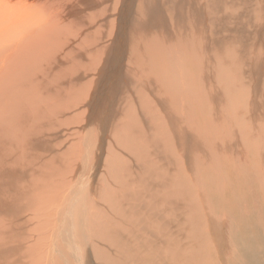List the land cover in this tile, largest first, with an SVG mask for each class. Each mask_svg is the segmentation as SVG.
I'll use <instances>...</instances> for the list:
<instances>
[{
    "label": "bare ground",
    "instance_id": "6f19581e",
    "mask_svg": "<svg viewBox=\"0 0 264 264\" xmlns=\"http://www.w3.org/2000/svg\"><path fill=\"white\" fill-rule=\"evenodd\" d=\"M257 1L107 0L120 19L109 26L101 0H0V264H210L205 192L228 199L234 180L215 177L232 160L221 165L215 145L207 159L198 132L213 127L195 111L229 115L216 106L227 89L238 115L220 144L247 153L246 168L257 161L247 150L263 143L242 128L264 109Z\"/></svg>",
    "mask_w": 264,
    "mask_h": 264
},
{
    "label": "rangeland",
    "instance_id": "374dc122",
    "mask_svg": "<svg viewBox=\"0 0 264 264\" xmlns=\"http://www.w3.org/2000/svg\"><path fill=\"white\" fill-rule=\"evenodd\" d=\"M101 1H103L104 3H105V7L102 9V10H99L98 11V14H99V23H102L103 22V20L102 19H104V18H106L105 20H104V23H108L109 24V26L111 25V22L113 21V20H119L120 21V19L118 18V16L117 17H114V15H112V14H114L116 11H115V9H116V6L114 5V4H112V3H110V5L106 8V6H107V0H101ZM189 2H192V0H188ZM262 2H263V0H261V1H257V3H255V7H260V5H259V3H261L262 4ZM58 4H60V3H58ZM61 4H63V5H65L66 3L64 2V3H61ZM136 6H137V4H136ZM110 9V10H109ZM101 11H106V13L105 14H101ZM135 12V11H134ZM86 13V14H85ZM90 14L88 13V12H86V11H83V13H82V15H81V19H82V21H83V24L84 25H86V23L88 22V16H89ZM117 22V21H116ZM100 30V29H99ZM107 40H108V38H105L104 39V41H103V43H107ZM225 53V54H224ZM128 54H129V52H128ZM224 54V55H223ZM229 53L228 52H223V53H221V54H219L218 55V59H224L225 57H227L226 55H228ZM220 55H222V56H220ZM158 63H156V65H157ZM153 65H155L154 63H153ZM193 66V65H192ZM191 66V68H189L188 70L189 71H191V72H189V73H191V74H195L196 76H194L193 78L194 79H199L201 76H199L198 74H197V68H195L194 66L192 67ZM216 66H217V64H216ZM194 70H196V71H194ZM213 71V72H212ZM207 74V73H210V74H213L212 76L214 77H217L216 76V72H217V70L216 69H213V68H210V69H208V67H206L205 69H204V71H203V75H205V73ZM202 78V77H201ZM188 83H190V82H188ZM226 91V92H225ZM222 90V92L221 93H224L223 94V97H222V94H221V97H222V104L220 105L219 104V102L218 103H216V106H221L223 109H231V111H230V114L228 115V114H224L225 116H222V115H219L217 118H218V120H212V119H209V116L206 114V116H205V114L204 113H202V112H204V110L205 109H207L208 108V106L209 107H211V104L209 105V104H205L204 102H201V104L198 106V108L196 109V111H195V114L198 116V118L199 117H201V118H199V120H200V122L201 123H203L204 121L205 122H207V125H208V123L209 124H211V125H209V126H211V127H213V128H209L207 131L205 130L204 132H198V138H201L202 140H204L205 142H206V145H207V143H208V147L206 148V149H208V151L206 152V151H204V150H202V152L204 151V153L205 154H208L206 157H207V159L208 160H210V158H211V153H213V152H217V153H219V151H220V153H224L225 152V157H223V158H221V160H223L224 162H222V164L221 165H225V161H226V159H231L232 161H231V164H228V166H230L229 168L226 166V168L225 169H219L221 172L219 173V174H217L215 171L213 172L214 173V175H216L215 177L218 179L220 176H222V178L224 177V175L225 176H227V175H229V172H230V174H231V177H230V180H227V187H228V185L233 181V184H232V186H231V188H232V190L231 191H229L228 192V199H225L224 200V198H221V197H219V196H216V197H214V199L212 198V195L211 196H209V192H207V190L206 189H202V190H204L203 191V193L205 192V190H206V192L205 193H207L208 195V197H209V199L210 200H208L207 201V203H205V205H206V211L203 209V210H201L202 211V214L204 215L203 217H204V221L202 222L203 223V225L205 224V223H207L208 224V226L207 227H205V225H204V233L206 234L207 233V235L206 236H208V237H210L211 235L213 236V234L216 236V243H213V246L212 247H210V249L209 248H207L206 246V248L210 251V252H208V250H207V253H208V255H209V253L212 255V257H210V259L212 260V261H210V264H219V262H220V264H222L223 262H224V264L226 263V264H264V188L263 189H260V187H261V181L263 180V183H264V173H263V171H264V154L262 153V151H261V149L263 148V150H264V109H257V108H255V109H248V111H247V114H245V120H246V125H244V126H242V124H243V121H241V126H242V128H243V130L245 129V127L246 128H248L249 130H251V132L253 133L252 135L254 136V138L256 139V138H259L260 140H261V142L263 143L262 144V146H260V145H256L255 143H254V145L255 146H251V148H250V150H247V152H249V155L250 156H252V157H254V155L256 156V153H261V155H259V158L257 159V161H252V165H248V167L246 168V166H247V164L244 162V161H242V160H240L239 162H240V164H238L239 162H238V158L240 157V155L244 158L245 157V160H246V156H247V153L245 154L244 152H242L241 151V149H239L238 148V150H239V154H238V151H237V154L236 153H234V152H232V150H231V146L232 145H237V144H220V141L222 140V132H226V133H229V128H236L234 125L235 124H232V121H231V119L233 118L234 119V116H233V113H234V115H238V114H235V109L234 108H232L233 107V102H231L232 103V105L230 104V99L228 100V105H226V104H224V101H226L228 98H229V96H230V93L228 92V90L226 89V90ZM225 94H227V95H225ZM226 98H225V97ZM231 97V96H230ZM220 101V102H221ZM202 103L206 106H203L202 107ZM232 106L231 108H230V106ZM220 107V108H221ZM201 108H202V110H201ZM198 110V111H197ZM232 110L234 111L233 113H232ZM200 111V112H199ZM251 111V112H250ZM200 113V114H199ZM199 114V115H198ZM204 114V115H203ZM251 114V115H250ZM261 114H262V116H261ZM194 116V124H196V129H203L204 128V126H206L205 125V123H204V125H201L198 121V119H197V116ZM228 115V116H227ZM239 115H240V113H239ZM249 117H248V116ZM260 117H259V116ZM221 116V117H220ZM241 116V115H240ZM250 116H252V117H250ZM258 116V117H257ZM196 117V118H195ZM257 117V118H256ZM203 118H205V119H203ZM221 118V119H220ZM252 119V121H251V119ZM197 119V120H196ZM208 119H209V121H208ZM226 119V120H225ZM224 120V121H223ZM243 120V119H242ZM227 121V122H226ZM212 123H214V124H212ZM225 123V124H224ZM249 123H250V125H249ZM216 124V125H215ZM230 124V125H229ZM220 125V126H219ZM228 125V126H227ZM215 126V127H214ZM251 126V127H250ZM222 127V128H221ZM227 127V129H225ZM71 129V128H70ZM180 129H182V128H180ZM211 129H213V130H215V132L216 131H218V132H216V137L214 138V136H213V130H211ZM182 130H187V129H182ZM228 130V131H227ZM222 131V132H221ZM235 131H237V130H235ZM256 131V132H255ZM112 132V133H111ZM189 132H190V134H191V132H193V131H190L189 130ZM210 132V133H209ZM220 132V133H219ZM238 132V131H237ZM200 133V134H199ZM219 133V134H218ZM260 133V134H259ZM107 134H109L110 136L113 134V130L111 131V130H109L108 131V133ZM208 134L210 135H212V137H213V139L215 140V141H213V139H212V137H211V139H210V137L208 136ZM245 134V136L247 135V133L245 132L244 133ZM109 135H108V137H109ZM260 135V136H259ZM208 136V137H207ZM219 137V138H218ZM221 137V138H220ZM260 137H262V138H260ZM206 138V139H205ZM217 138V139H216ZM246 138H247V136H246ZM182 139H184V137H182ZM209 140V141H208ZM183 140H181V142H182ZM218 141V142H217ZM259 141V140H258ZM213 142V143H212ZM217 145H216V144ZM107 145V144H106ZM214 145H215V148H218L219 149V151L218 150H216V151H214ZM227 147H229V148H227ZM211 146V147H210ZM226 148H225V147ZM249 146V147H250ZM223 147H224V149H223ZM211 149V150H210ZM221 150H222V152H221ZM227 152H226V151ZM212 151V152H211ZM254 151H257V152H254ZM211 152V153H210ZM229 152V154H227ZM241 152V153H240ZM254 152V153H253ZM201 153V152H200ZM216 153V154H217ZM211 154V155H210ZM254 154V155H253ZM229 155V156H228ZM218 157V156H217ZM238 157V158H237ZM224 158H225V160H224ZM237 158V159H236ZM260 158H261V160H260ZM102 161L104 160V159H101ZM235 160H237V162L235 161ZM260 162H259V161ZM99 162H100V158H99ZM243 162V163H242ZM256 162H257V164H256ZM219 163H220V156H219ZM253 163H254V165H253ZM261 163V164H260ZM238 164V165H237ZM241 164L242 165H244L243 167H244V169L242 170V173L241 172H239L238 174H240V177H238L239 175L238 174H235V172H234V166H236L237 165V167H240L241 168ZM260 168H258L256 165ZM217 166H218V163L216 164ZM101 166V165H100ZM253 166V167H252ZM210 168V166H208V169ZM258 168V169H257ZM101 169H103L102 167H101ZM253 171H252V170ZM263 169V170H262ZM229 170V171H228ZM260 170V172H261V170H262V172H261V176L263 177V179L262 178H260L259 176H258V174H260V172H257V171H259ZM208 171H210L209 173L210 174H212L211 173V170L209 169ZM227 171V172H226ZM244 171H245V173H244ZM224 172H226V173H224ZM254 172L256 173V176H255V174H254ZM248 173H249V175H248ZM251 173H253V174H251ZM100 174V173H99ZM246 176H245V175ZM218 175V176H217ZM233 175V176H232ZM237 175V176H236ZM236 176V177H235ZM235 177V178H234ZM244 177V178H243ZM246 177V178H245ZM250 177V178H249ZM239 178H240V180L241 181H239ZM253 178V179H252ZM260 179V182H259V179ZM96 179H98V177L96 178ZM251 179V180H250ZM246 180V181H245ZM255 180V181H254ZM228 181H231V182H229L228 183ZM239 182V183H238ZM241 182H243V183H241ZM248 183V184H247ZM97 184H98V182H97ZM203 184H204V182H203ZM240 184H241V186H240ZM244 184V185H243ZM99 185V184H98ZM234 185H235V187H234ZM264 185V184H263ZM241 187V188H240ZM264 187V186H263ZM247 188V189H246ZM223 189H225V187H222L221 186V194H225V190H223ZM241 189V190H240ZM242 189H243V191H242ZM233 190H235V191H237V192H234ZM247 190V191H246ZM258 190H260L261 191V193H260V191H258ZM233 191V192H232ZM254 191H255V193H254ZM240 192V193H239ZM252 192V193H251ZM258 192V193H257ZM254 193V194H253ZM260 193V194H259ZM200 195H201V193H199ZM230 194V195H229ZM258 194H259V196H258ZM263 194V195H262ZM238 196V197H236V196ZM255 195H257V196H255ZM262 196V197H261ZM218 197V198H217ZM235 197V198H234ZM245 198V199H244ZM217 199H219L220 201H216ZM222 199V200H221ZM241 200V201H240ZM261 200V201H260ZM212 203H211V202ZM215 201V202H214ZM213 202H214V204H213ZM237 202V204H235ZM261 202V203H260ZM223 203V204H222ZM226 203V204H225ZM246 203V204H245ZM233 204L235 205V207L233 208ZM260 204H262V206L260 205ZM250 205V206H249ZM209 206V207H208ZM226 206V207H225ZM211 207V208H210ZM260 208V209H259ZM212 209H214V211L216 212V213H214V211L212 210ZM233 209H238V210H244V213H241V216H236V217H234V214H233ZM248 209V210H247ZM209 210V211H208ZM213 211V212H212ZM256 211V212H255ZM212 213V214H211ZM214 213V214H213ZM217 214V215H216ZM243 214V215H242ZM215 215V216H214ZM223 215V216H222ZM219 216H220V218H219ZM224 216H225V218H224ZM215 217H216V219H215ZM224 219H223V218ZM232 217H234V218H232ZM217 218H219V219H217ZM222 219V220H221ZM208 220V221H207ZM218 220V221H217ZM220 221V222H219ZM233 221V222H232ZM219 222V223H218ZM224 222V223H223ZM244 222V223H243ZM210 223V224H209ZM218 223V227H216V226H214V231L215 232H213V230L211 229V227L214 225V224H217ZM237 223V224H236ZM250 223V224H249ZM16 224H18V222L17 223H15V225ZM35 224H37V223H35ZM246 224V225H245ZM236 225V226H235ZM50 226H51V223H50ZM49 225H47V227L48 228H51V227H53V225L50 227ZM208 227H210L209 228V230H208ZM232 228V229H231ZM246 229V230H245ZM258 229V230H257ZM243 230H245V231H243ZM208 231V232H207ZM208 234H210V235H208ZM219 234V235H218ZM219 237V238H218ZM220 237L221 238H223L224 239V241L223 240H220ZM211 238V237H210ZM100 239V238H99ZM209 239V238H208ZM243 239V240H242ZM240 240V242H239V244L237 243L238 241ZM100 241L101 242H99V244L101 245V247L102 248H104V247H106L107 246V244L105 243V241L104 240H102V239H100ZM221 241V242H220ZM188 242H189V240H188ZM226 242V243H225ZM237 244H236V243ZM233 245H232V244ZM190 244V242L187 244V245H189ZM223 244V245H222ZM190 246V245H189ZM189 246H187V248H188V250H189V248H191V247H189ZM216 246V247H215ZM220 246H222V247H220ZM89 247H92V245H90ZM241 247V248H240ZM212 248H213V250H212ZM212 250V251H211ZM214 250H215V253H214ZM107 251H109V250H107ZM224 254V255H223ZM214 259V260H213ZM225 259V260H224ZM223 260V261H222ZM219 261V262H218ZM96 262H98V261H96ZM211 262H213V263H211ZM100 264V263H99ZM168 264H173V263H168Z\"/></svg>",
    "mask_w": 264,
    "mask_h": 264
}]
</instances>
